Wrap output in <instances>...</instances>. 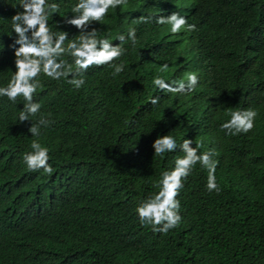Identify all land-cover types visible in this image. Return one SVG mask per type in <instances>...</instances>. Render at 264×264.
<instances>
[{"label":"trees","instance_id":"trees-1","mask_svg":"<svg viewBox=\"0 0 264 264\" xmlns=\"http://www.w3.org/2000/svg\"><path fill=\"white\" fill-rule=\"evenodd\" d=\"M50 2L58 5L48 17L50 30L65 31V45L78 40L81 29L65 22V16L76 15L72 0ZM157 3L161 9L156 7L160 12L153 17L177 11L195 30L172 33L170 25L123 16L131 8ZM123 9L124 4L110 8L84 29H95L97 38L107 37L114 45L120 43L118 35H125L121 46L126 51L117 58L124 65L121 73L114 76L108 65H89L79 89L64 77H37L33 99L41 110L30 119L42 116L50 123L33 137L31 121H24L21 137L10 143L5 162L0 160V264H264V0H129ZM2 23L1 32L9 37L11 22L4 18ZM133 28L134 45L127 39ZM164 33L171 34L168 47L143 52ZM14 39L0 42L7 41L1 54L12 58L3 73L16 70L8 45ZM187 42L189 50L192 44L198 49L196 64L190 52L184 64ZM243 48L251 60L244 58ZM61 58L75 68L72 57ZM164 64L168 68L162 71ZM233 71L255 82L250 107L257 116L248 133L219 132L212 158L218 161L220 191L205 189L207 169L197 163L178 192L182 221L167 233L142 226L135 206L159 190L161 174L178 158L155 154L152 143L157 134L176 128L178 114L172 109L142 112L129 137L123 122L135 77L140 87L155 77L174 86L197 72L194 88L166 93L188 104L209 105L211 116L220 105L216 93L232 84ZM226 117L223 110L219 122ZM33 140L49 149L50 172L24 165L22 156L31 151Z\"/></svg>","mask_w":264,"mask_h":264},{"label":"clouds","instance_id":"clouds-1","mask_svg":"<svg viewBox=\"0 0 264 264\" xmlns=\"http://www.w3.org/2000/svg\"><path fill=\"white\" fill-rule=\"evenodd\" d=\"M128 2L129 0H72L74 4L72 12L76 15L65 16V22L81 29V35L78 40H69L65 45V40L69 39L67 33L53 32L48 26L49 15L58 7L56 3L50 0H0V35L1 27L4 25L3 19L7 18L11 22L10 36L2 34L0 42L15 38L14 42L9 41L8 45L14 49L16 68L13 73L1 71L5 62L6 64L9 60L11 62L12 58L1 54L5 51L7 41L0 43V146L7 142L0 152V160L3 158V163L10 143L21 137L24 121H31L28 131L33 137L40 136L42 127L49 126L50 121L42 116L35 122L30 119L41 110L40 103L33 99L39 86L37 77L41 73L53 80L64 77L67 83L79 89L85 83L84 72L89 65H108L113 69L114 76L124 70L123 63L117 62V58L123 56L126 51V48L121 46L125 35L123 33L118 35L116 42L120 43L114 45L107 37L97 38L95 29L91 31L84 29L92 21L102 20L110 8L124 4L123 11L127 10ZM153 6L147 9L131 8L129 10L134 11L123 12V16L133 17V22L142 20L145 23L151 22L152 26L170 25L172 33H179L185 28L189 31L195 30L196 25L188 23L187 18L177 11H172L166 16L153 17V14H159L160 11H157L156 7L161 9V4ZM127 39L135 44L134 28L129 29ZM170 42L171 34L164 33L154 45L144 48L143 52L168 47ZM189 52L196 64L198 49L192 44L189 50L188 42L184 51V64L189 61ZM250 53L243 48L244 58L251 60L253 55ZM64 54L72 57L75 68L61 58ZM167 68V64L161 66L162 71ZM232 73L235 76L232 84L216 93L218 96L215 99L220 105L211 116L209 105L201 107L197 102L188 104L171 99L166 93V89L180 92L194 88L199 81L197 72L187 73L186 81L174 83V86L161 77H155L152 84L140 87V78L135 77L129 96L130 109L127 113L129 117L123 122L128 128L129 137L135 135L132 128L140 120L142 112L145 115L157 114L161 109H172L178 114L176 128L157 134L152 143L155 154L168 153L178 158L172 169L161 174L159 190L135 206V213L142 226L148 224L154 232L167 233L182 221L178 192L183 188L182 178L186 179L197 163L207 169L205 189L208 192L220 191L215 175L218 161L212 158L219 149V132L230 135L248 133L254 128L257 116L256 110L250 107L251 98L256 90L255 82L249 83L244 76L239 78L234 71ZM233 90L237 91V96L225 102ZM135 93L136 96L132 98ZM14 104L19 106V110ZM223 110L227 111V117L220 123L219 117ZM30 149L31 151L25 152L22 156L26 168L29 171L50 172L49 149L41 146L36 140H33ZM181 151L184 153L183 156L179 155Z\"/></svg>","mask_w":264,"mask_h":264}]
</instances>
